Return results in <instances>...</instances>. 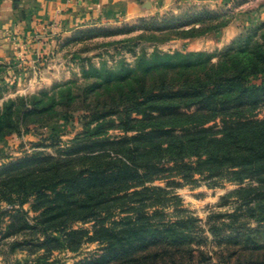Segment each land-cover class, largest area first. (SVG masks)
Returning <instances> with one entry per match:
<instances>
[{
  "label": "rangeland",
  "instance_id": "1",
  "mask_svg": "<svg viewBox=\"0 0 264 264\" xmlns=\"http://www.w3.org/2000/svg\"><path fill=\"white\" fill-rule=\"evenodd\" d=\"M180 11L97 20L55 38L26 64L0 63V131L9 133L20 116L24 120L19 133L0 139V264H126L146 246L149 252L177 247L212 259L196 254L176 264H238L229 257L243 249L236 239L264 238V201L235 193L253 184L248 180L192 173L186 182L185 171L170 163L165 169L172 171L144 186L161 191L83 190L89 184L46 188L106 162L96 159L104 156L100 150H89L91 141L133 135L117 129L128 114L141 119L119 101L129 80L137 87L145 76L203 62L216 66L228 54L264 46V0L212 12ZM262 83L264 74L246 85ZM249 97L246 114L263 120L264 92L243 99ZM197 110H183L185 116L172 123L199 125L210 117ZM172 180L177 185H169ZM87 212L94 216L79 220ZM253 255L254 262L264 259L263 252Z\"/></svg>",
  "mask_w": 264,
  "mask_h": 264
},
{
  "label": "trees",
  "instance_id": "2",
  "mask_svg": "<svg viewBox=\"0 0 264 264\" xmlns=\"http://www.w3.org/2000/svg\"><path fill=\"white\" fill-rule=\"evenodd\" d=\"M252 50L238 55L228 54L216 66L203 62L198 66L186 65L177 70L171 68L173 70L167 73L145 76L137 87L130 80L124 82L128 93L121 95L119 101L123 109L141 116V119L125 114L124 119H119L117 129L126 135H133L91 141L89 150H100L104 156H96V159L103 157L106 162L91 171L60 177L46 188L53 189L58 185L79 188L82 184H89L83 190L99 189L96 193H103V189H108V193H151L162 189L144 186L154 182L162 172L172 171V168L165 169L171 163L175 169L185 171L182 178L186 182L191 181L192 173L208 180L225 177L238 182L248 180L253 184L235 193H254L253 200L264 201V119L246 114L253 100L250 97L243 99L252 92H264V83L257 88L246 85L249 79L264 74V46L257 44ZM191 108L198 109L197 113H209L210 117L199 125L192 122L172 123L185 116L183 110ZM9 119L6 116L3 121ZM19 123H24L22 116L9 133H3L1 129L0 139L19 133ZM211 123L212 126L206 127ZM214 132L216 134L210 135ZM186 159L195 161L186 162ZM129 180H134V183L127 185ZM168 184L177 185L173 180ZM259 210L264 212L263 204ZM93 216L91 212L83 213L79 220L86 221ZM261 241L263 245L255 247ZM234 245L243 248L240 253L235 251L229 256L238 258V264H264V259L254 262L253 255L264 253V238L245 236L240 241L236 239ZM246 246L255 248L248 249ZM149 247L143 248L145 253L141 257L126 264H176L185 257L192 260L196 254L207 262L212 260L204 253L193 250L176 247L158 253L149 252ZM245 256L249 261L242 263Z\"/></svg>",
  "mask_w": 264,
  "mask_h": 264
},
{
  "label": "crops",
  "instance_id": "3",
  "mask_svg": "<svg viewBox=\"0 0 264 264\" xmlns=\"http://www.w3.org/2000/svg\"><path fill=\"white\" fill-rule=\"evenodd\" d=\"M241 4L242 0H0V63L26 64L47 51L55 38L97 20L140 18L147 12L178 14L182 8L212 12Z\"/></svg>",
  "mask_w": 264,
  "mask_h": 264
}]
</instances>
